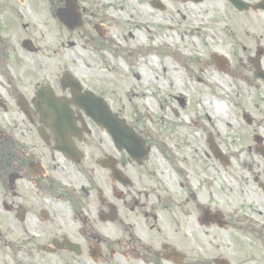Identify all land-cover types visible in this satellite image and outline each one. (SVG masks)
I'll list each match as a JSON object with an SVG mask.
<instances>
[{
	"label": "flooded vegetation",
	"instance_id": "af4514ba",
	"mask_svg": "<svg viewBox=\"0 0 264 264\" xmlns=\"http://www.w3.org/2000/svg\"><path fill=\"white\" fill-rule=\"evenodd\" d=\"M56 1L53 8V0H0V264H249L245 244L250 251L257 230L241 204L229 206L225 178L234 157L222 148L226 142L206 137L213 164L169 154L157 162L156 144L125 119L142 143L114 140L75 101L102 94L69 70L52 72L47 60L56 51L36 42L35 19L67 6ZM73 1L80 23H61L64 29L89 24L101 36L104 27L96 31L100 23L91 24L84 5L90 0ZM236 1L243 5L192 2L205 4L214 19L239 21L235 66L251 101L239 116L253 141L243 152L255 156L246 162L237 155L234 188L264 200V97L256 95H264V0ZM208 61L215 65L212 54ZM64 74L78 82L76 93Z\"/></svg>",
	"mask_w": 264,
	"mask_h": 264
},
{
	"label": "rangeland",
	"instance_id": "374dc122",
	"mask_svg": "<svg viewBox=\"0 0 264 264\" xmlns=\"http://www.w3.org/2000/svg\"><path fill=\"white\" fill-rule=\"evenodd\" d=\"M117 1L121 8H118ZM153 1L90 0L85 3L93 12L91 24L100 23L105 29L101 36L89 24L84 30L67 31L51 12L35 19L37 30L34 36L46 51H56L47 60L52 72L69 70L84 84L93 85L111 109L156 144L152 156L157 162L163 163V158L169 154L171 159L178 155L187 160L203 158L206 163L215 164L211 156L205 154L210 153L205 139L211 135L216 141L226 142L222 148L234 157L225 178L233 190L228 197L229 206L241 204L247 213V221L256 226V235L251 234L256 239L249 246L250 251L245 244L246 252H252L249 264H264V200H258L252 191H247L248 194L238 192L233 179L240 170L241 160L237 155L240 153L246 162L254 160L255 156L253 151L243 152L253 141L251 129L242 128L239 116L242 105L251 102L244 100L245 87L235 66L241 61L239 21L237 17L234 20L224 16L221 20L214 19L206 14V5L201 3L158 0L165 6L159 9L151 5ZM52 3L55 8L59 2L53 0ZM142 8L147 11L146 19L153 17L157 20L150 25L149 32L142 27L136 28L134 24L138 21L134 16ZM116 10L120 15L126 13L127 23L115 25L110 13ZM168 23L174 28L173 34L166 32ZM167 35L174 37L170 41L172 46L167 48L173 47L176 53L182 48L185 54L183 57L176 54V59H171L175 70L180 72L178 90L166 88L171 79H164L161 68L166 56V46L161 42L168 40ZM116 38L126 42L129 48L118 50L114 42ZM134 41H142L143 45L150 43L151 46L160 42V59L144 46H132ZM228 52L233 56L230 57ZM213 53H224L231 58L228 71L208 61ZM148 60H155L157 69L149 67ZM62 72L59 71V76ZM256 93L260 99L264 97L261 91ZM147 101L151 102V109L145 106ZM195 121L197 124L194 125ZM247 135L251 138L245 141Z\"/></svg>",
	"mask_w": 264,
	"mask_h": 264
},
{
	"label": "water",
	"instance_id": "95a60500",
	"mask_svg": "<svg viewBox=\"0 0 264 264\" xmlns=\"http://www.w3.org/2000/svg\"><path fill=\"white\" fill-rule=\"evenodd\" d=\"M155 7H159L160 9L163 6L155 1L153 4ZM56 15L58 19L68 25L69 28H73L79 24V15L76 13L75 4L73 0L67 1L66 9H58L56 11ZM67 80V75H64ZM67 84L71 86L72 91L75 92L74 89L78 90L79 86L75 80L68 79ZM74 88V89H73ZM77 104L83 108L87 113H89L98 124L104 126L112 135V137L116 140L124 139L125 137V127L121 120L115 118L108 109L107 104L96 96L90 95L86 92V94L76 96ZM137 138L133 136V141H136ZM215 150V149H214Z\"/></svg>",
	"mask_w": 264,
	"mask_h": 264
},
{
	"label": "bare ground",
	"instance_id": "6f19581e",
	"mask_svg": "<svg viewBox=\"0 0 264 264\" xmlns=\"http://www.w3.org/2000/svg\"><path fill=\"white\" fill-rule=\"evenodd\" d=\"M105 1H107V0H105ZM116 4H117L118 8L119 7L121 8L118 1L116 2ZM110 17L114 21L115 25H119L120 23H127L128 22V17L126 15V13L124 12V14L120 15L119 10H116L115 12H111ZM146 17H147V11L142 8L139 11V13L134 16V18H137V20H138L137 23L134 22V24H135L136 28L139 29L142 27V28H145L149 32L150 31V25L156 23L157 20L154 19L153 17H151L150 19H146ZM166 26L168 28V30L166 32L171 34V32L174 30L172 24L168 23ZM101 27H102V25H101ZM172 34H173V32H172ZM173 38L174 37L172 35H167L168 40L161 42V43L165 44V46H166V51H165L166 56L163 59V62L161 64V68L163 70L164 79H166V80H167V78L171 79L169 84H167L166 88L172 89V90H178L179 89L178 82L180 81V74H179L180 72H177L175 70L173 64L171 63V59H176V56H175L176 54L181 55L182 57L185 54H184V51L182 50V48L177 50L178 53H176V51L173 47L171 49L167 48L168 46H172L170 41L173 40ZM183 40L187 41V39H183ZM114 42H115L118 50L125 51L124 49L129 48V46L127 45L126 42L119 41L117 38L115 39ZM131 45L135 46V47H140V46H142V47L144 46V48L147 47L146 44L143 45L142 41H134V43H132ZM159 46H160V42H158V41L153 43L152 46L150 45V47H152L154 49L156 48L157 50L160 49ZM118 56L120 57L122 55H118ZM147 63H148L149 67L157 69V64H156L155 60H153V61L148 60ZM144 104L147 108L151 109L152 106H151L150 101H147ZM195 124H197L196 121H195L194 125Z\"/></svg>",
	"mask_w": 264,
	"mask_h": 264
}]
</instances>
